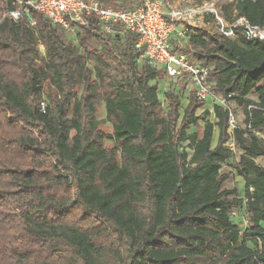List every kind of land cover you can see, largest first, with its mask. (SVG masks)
<instances>
[{
    "label": "trees",
    "instance_id": "obj_1",
    "mask_svg": "<svg viewBox=\"0 0 264 264\" xmlns=\"http://www.w3.org/2000/svg\"><path fill=\"white\" fill-rule=\"evenodd\" d=\"M16 2L0 0V264H264V166L255 160L264 157V39L239 29L172 38L174 51L210 67V92L227 102L201 126L206 100L195 93L183 108L167 92L163 107V78L138 35L88 16L76 41L29 6L15 20ZM224 16L264 26V0H233ZM47 80L55 94L42 110ZM102 102L109 136L97 120ZM234 102L249 129L231 130ZM232 140L245 198L224 188ZM243 205L241 236L232 214Z\"/></svg>",
    "mask_w": 264,
    "mask_h": 264
},
{
    "label": "built area",
    "instance_id": "obj_2",
    "mask_svg": "<svg viewBox=\"0 0 264 264\" xmlns=\"http://www.w3.org/2000/svg\"><path fill=\"white\" fill-rule=\"evenodd\" d=\"M16 5L17 8L11 11L15 20H19L25 11L24 8L29 6L68 32L74 31L78 25L87 24L88 16H94L101 21L107 32H112V26L118 24L121 33L130 31L138 35L136 47L144 50L142 57L149 58L150 63L156 67H162L169 78L190 79L200 100L218 97L210 92L208 77L210 67L174 51L171 47L174 33L186 37L188 31L196 29L193 26L195 17L202 11L195 7L173 8L167 11L161 0H143L141 5L129 9L109 7L102 0H17ZM2 18L0 17V20ZM216 19L219 32L228 37L235 36V30L239 29L248 40L264 39V26L253 25L243 17L228 23L217 13ZM178 22L187 25L180 28ZM30 24L35 23L31 20ZM41 109H46L45 100L41 103ZM236 123L231 113V130L237 127ZM227 146L235 151L233 140L228 142Z\"/></svg>",
    "mask_w": 264,
    "mask_h": 264
},
{
    "label": "rangeland",
    "instance_id": "obj_3",
    "mask_svg": "<svg viewBox=\"0 0 264 264\" xmlns=\"http://www.w3.org/2000/svg\"><path fill=\"white\" fill-rule=\"evenodd\" d=\"M163 5H165V9L167 11L172 10L173 8H187V7H195L199 10L202 11V13L198 14L195 17V23L193 26L196 29H207L211 33H215L219 31V25L217 23L216 19V14L219 13V15H222L223 18L224 16V10L227 6L231 4L233 0H161ZM208 13H213L214 14V19H211L209 22L205 20V15ZM236 12L232 11V16H235ZM225 22L226 18H225ZM178 25L180 28L186 26L187 24L180 23L178 22ZM78 31H70L68 37H72L74 40L78 41V38L82 36V32L79 36L77 35ZM173 39H176L178 42L180 40V45L183 44L181 43L183 41V38L178 34L174 33ZM79 36V37H78ZM182 38V39H180ZM40 53L42 55H45L44 53V48L43 46L40 47ZM192 59V57H189ZM193 60V59H192ZM139 66H141V61H138ZM89 66L92 67V63L89 62ZM159 74H161L163 79H160L158 81V86H159V99L160 102L162 103L163 107H166L168 104L167 101V92H171L174 94H177L181 101H182V107L185 108V106L188 104L190 101V96L192 93H195L197 96V93L195 92L194 86L192 84V81L188 78H183V79H172L169 78L162 67L159 69ZM54 95L55 94V89L54 85L50 80L45 81L44 83V99L47 102H49V96L47 95ZM221 96V95H219ZM209 97L206 99L205 106L203 108H200L197 111V115L201 117L199 120V123L201 126L206 125L207 122H215L214 118V113H213V108L215 104H222L225 105L227 102L224 99H221V97ZM251 98L255 99L256 95L251 94ZM229 106H231L232 114L234 115L235 120L237 121V126H239L241 129L246 128V122H245V115L243 112V109L241 106H238L235 102L234 103H228ZM98 114H97V120L101 124L102 130L105 131L106 135L109 136L112 133V124H110L106 120V109L104 107V102H102L98 108ZM205 110H207L209 113H206ZM195 127H191V131H194ZM259 138L264 139V134L257 133ZM213 146L217 143L218 140V129L215 128L214 133H213ZM107 143L110 146L114 145V142L107 137ZM183 146H187V143H184ZM186 150L192 154V151H190L189 148L186 147ZM235 151H233V157L228 161L223 164L222 171L221 173H225L228 175L226 178L227 180L224 182V188L226 189H236L237 191V196H232V198H245L244 194V189H245V179L241 176V174L238 171L237 168V162L239 161L241 155L243 154V151L240 150L237 146L234 148ZM256 162L262 166H264V157H258L255 159ZM232 219L233 222L239 226L240 228V235L242 236V232L250 226L248 216L246 213V208L245 206H238L237 208L234 209L233 214H232Z\"/></svg>",
    "mask_w": 264,
    "mask_h": 264
}]
</instances>
